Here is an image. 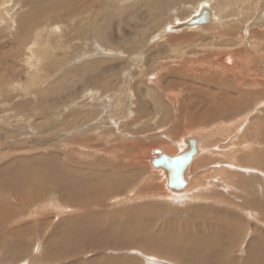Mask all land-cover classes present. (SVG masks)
<instances>
[{
  "label": "rangeland",
  "instance_id": "1",
  "mask_svg": "<svg viewBox=\"0 0 264 264\" xmlns=\"http://www.w3.org/2000/svg\"><path fill=\"white\" fill-rule=\"evenodd\" d=\"M146 1L0 0V264H198L182 242L208 232L223 235L232 246L224 251L228 264L244 261L251 243L264 248V0H216L221 25H211L220 21L213 0H171L155 14ZM34 5L47 11L46 25L37 27L42 34L26 35L21 21ZM232 28L233 40L227 36ZM215 32L225 38L214 40ZM235 33L244 44L238 45ZM41 42L45 47L38 52ZM224 56L245 58L244 68L254 74L245 71L243 81L231 79L228 67L218 63ZM227 65L233 68L237 61ZM75 111L84 116L78 122ZM214 111L220 117L205 118ZM237 121L234 132L214 129ZM190 135L199 136L194 138L208 159L193 170L189 166L190 192L168 197L166 177L150 164L153 150L177 148L180 154ZM236 138L254 146L255 154L242 158L246 146ZM61 164L67 175L62 170L40 181L45 179L39 167L53 171ZM110 173L124 176L120 191L94 183ZM23 179L27 183L20 184ZM42 200L47 209L35 214ZM133 218L151 226L139 242H128L112 228ZM208 223L228 229L212 230Z\"/></svg>",
  "mask_w": 264,
  "mask_h": 264
},
{
  "label": "bare ground",
  "instance_id": "2",
  "mask_svg": "<svg viewBox=\"0 0 264 264\" xmlns=\"http://www.w3.org/2000/svg\"><path fill=\"white\" fill-rule=\"evenodd\" d=\"M217 1H219V0H217ZM217 1L216 0H213V5L211 4V6H213V9H215L214 11H216V13L218 14V17L220 18V21H218V22H214V23H212L211 25H221V23H222V16H221V14H220V12L217 10V8H218V6L220 7V3H218V4H216L217 3ZM226 1V0H225ZM233 1V0H232ZM250 1V0H249ZM8 2V1H7ZM150 2V3H149ZM156 2H157V4H156ZM172 2H174V1H172ZM224 2V1H223ZM146 6H148V8L150 9V11H151V14H155V12L157 11V10H162V9H164V8H166L167 6H169V5H171V0H147L146 1ZM151 3H154V4H151ZM204 3H206L205 1H204ZM222 3V2H221ZM254 3V2H253ZM8 4V3H7ZM12 4V3H11ZM42 4V3H41ZM207 4H209V3H207ZM230 4V3H229ZM174 5V4H173ZM199 5V4H198ZM203 5V4H202ZM222 5V4H221ZM252 5V4H251ZM42 6V5H41ZM206 6V5H205ZM210 5L209 6H207V7H211ZM246 6V5H245ZM9 7V6H8ZM36 7H37V5H34V6H32V11H30V12H28L26 15H28V17H23V19H22V23H21V25L20 26H22V27H24V30H25V34L27 35V33H29V35H31V33L32 32H36V33H40V34H42L43 32H42V30H41V28L39 29V28H37V27H39L40 26V23L42 24H44L45 22H46V19L44 18L45 17V13H47V11L46 10H43L42 8H40L41 10H39V9H36ZM198 7V6H197ZM196 7V8H197ZM242 8H243V6H242ZM9 9H10V7H9ZM198 9V8H197ZM211 9V8H210ZM195 10V9H194ZM232 10V9H231ZM199 11V10H198ZM197 11V12H198ZM184 12V11H183ZM255 12V11H254ZM149 13V12H148ZM178 13V12H177ZM225 13V12H224ZM228 13V12H227ZM13 14V13H12ZM216 14V15H217ZM179 15H181L180 13H179ZM196 15V14H195ZM12 16V15H11ZM7 17V16H6ZM10 17V16H9ZM8 17V18H9ZM192 17H193V15H192ZM250 17V16H249ZM7 19V18H6ZM9 20V19H8ZM156 20V19H155ZM180 20V19H179ZM13 21V20H12ZM15 21V20H14ZM48 21V20H47ZM184 21H187V20H184ZM241 21V20H240ZM213 22V21H212ZM230 23V22H229ZM238 23V22H237ZM155 24V23H154ZM157 24V23H156ZM228 24V23H227ZM10 25V24H9ZM45 25L46 24H44V26L43 27H45ZM210 25V26H211ZM17 27V26H16ZM205 26H197L195 29H202V28H204ZM216 27V26H215ZM229 27H230V25H229ZM19 28V27H18ZM188 28V27H187ZM235 28H236V26H235ZM234 28V29H235ZM46 29V28H45ZM189 29H190V27H189ZM208 29V28H207ZM217 29H218V27H217ZM234 29L232 28L231 30H232V32L234 31ZM170 30V29H169ZM215 30V29H214ZM221 30V29H220ZM49 31V30H48ZM149 31V30H148ZM202 31H204V30H202ZM20 32H22V31H20ZM47 32V31H46ZM188 32V31H187ZM191 32V31H190ZM205 32V31H204ZM221 32V31H220ZM230 33V34H228L227 36H229V38H232V40H233V35H234V32L233 33ZM239 32V31H238ZM241 32V31H240ZM23 33V34H24ZM161 33V32H160ZM169 33V32H168ZM203 33V32H202ZM22 34V35H23ZM50 34V33H49ZM162 34V33H161ZM215 34H216V32H215ZM34 35V34H33ZM45 35V34H44ZM59 35V34H58ZM235 35H236V37L234 38V39H236L237 40V43H238V45H240V44H244V38L243 37H240L241 35L240 34H238V33H235ZM21 37V36H20ZM23 37H25L24 35H23ZM52 37V36H51ZM155 37V36H154ZM18 38H19V36H18ZM28 39L27 40H29V37H27ZM39 38V40H37V41H40V37H38ZM181 38V40H182V38H184V37H180ZM225 38V33H223V34H216L215 35V37H214V40H219L220 41V39H224ZM16 39H17V37H16ZM21 39V38H20ZM23 39V38H22ZM21 39V40H22ZM43 39V38H42ZM186 39V38H185ZM184 39V40H185ZM254 39V38H253ZM34 40H36V39H34ZM34 40H32V41H34ZM180 40V39H179ZM191 40V39H190ZM210 40V39H209ZM217 40V41H218ZM23 41V40H22ZM48 41V40H47ZM188 41V40H187ZM216 41V42H217ZM14 42V41H13ZM18 42V41H17ZM17 42H15L16 44H17ZM43 43H46L45 41H44V39H43V41H42ZM42 42H41V46H40V44H38V46H39V51L38 52H40L41 50H42V48L43 47H45L44 46V44L42 45ZM177 43V41L175 40L174 41V43ZM178 42H180V41H178ZM184 42V41H183ZM213 42V41H212ZM253 42H254V40H253ZM253 42H252V44H253ZM14 43V44H15ZM25 43H26V41H25ZM35 43V42H34ZM214 43V42H213ZM234 43V42H233ZM256 43H257V41H256ZM30 44V43H29ZM37 44V43H36ZM48 44V43H47ZM222 44V43H221ZM235 44H236V42H235ZM259 44V43H258ZM33 45V44H32ZM201 45V44H200ZM27 45L25 44V47H26ZM37 46V47H38ZM196 46V45H195ZM197 46H198V44H197ZM210 46V45H209ZM254 46V45H253ZM28 47H29V45H28ZM31 47V46H30ZM32 47H34V46H32ZM46 47H47V45H46ZM205 47V46H204ZM204 47H202L203 49H204ZM255 47V46H254ZM53 48V47H52ZM57 48V47H56ZM198 48V47H197ZM201 48V49H202ZM206 48V47H205ZM209 48H211V49H217V48H220L219 50H221V48H222V46L220 45V47L218 46H210ZM19 49V48H18ZM207 49H208V46H207ZM250 49V48H249ZM253 49V48H252ZM255 49H256V47H255ZM16 50V49H15ZM46 50V49H45ZM218 50V51H219ZM225 50V49H224ZM227 50V49H226ZM12 51H13V49H12ZM36 51V50H35ZM47 51V50H46ZM262 51V50H261ZM21 52H23V51H21ZM184 52V51H183ZM210 52V51H209ZM48 53V52H47ZM54 53V52H53ZM217 53V52H216ZM9 54V53H8ZM27 54V53H26ZM25 54V55H26ZM30 54V53H29ZM246 54V53H245ZM23 55V54H22ZM22 55H21V57H22ZM31 55V54H30ZM47 55V54H46ZM219 55V54H218ZM247 55H249V54H247ZM11 56V55H10ZM34 56V55H33ZM185 56V55H184ZM16 57V56H15ZM26 57V56H25ZM32 57V56H31ZM177 57V56H176ZM240 57H242L241 56V54H240ZM248 57V56H247ZM4 58H5V55H4ZM3 58V59H4ZM7 58H8V56H7ZM17 58V57H16ZM215 58V57H214ZM248 58H250V55H249V57ZM24 59V58H23ZM29 59V58H28ZM34 59V58H33ZM51 59H53V58H51ZM56 59V58H55ZM141 59V58H140ZM177 59V58H176ZM244 59L245 58H243V60H241V59H238V57L236 58V57H231V56H224V57H221V58H219V60H218V63L219 64H224L223 65V67H228V68H225V69H228V71L227 70H224V71H227V73H228V75H229V73L230 74H232L233 76L231 77V79H235V80H237V79H239V77L240 78H243V76H245L243 73H245V71L246 72H248V71H250V72H252L253 74H254V71L253 70H251V68H244V66L246 65L245 64V62H247V61H245L244 62ZM252 59V58H251ZM4 60H6V59H4ZM26 60V59H25ZM2 61V60H1ZM37 61V60H36ZM51 61V60H50ZM55 61V60H54ZM237 61V65H235V62ZM46 62V61H45ZM57 62V61H56ZM56 62H53L54 64L56 63ZM2 63V62H1ZM4 63V62H3ZM5 63H6V61H5ZM31 63H33V61L31 62ZM34 63H35V61H34ZM231 64V63H233V65H235V66H233V68H232V66L231 67H229L227 64ZM252 63V62H251ZM29 64H30V62H29ZM28 64V65H29ZM37 64V63H36ZM208 64V63H207ZM5 65V64H4ZM40 65H41V63H40ZM217 65V64H216ZM252 65V64H251ZM255 65V64H254ZM34 66V65H33ZM44 66V65H43ZM214 66V65H213ZM238 66V67H237ZM42 67V66H41ZM217 67H218V65H217ZM216 67V68H217ZM5 68V67H4ZM8 68V67H7ZM207 69V68H206ZM43 70V69H42ZM187 70V69H186ZM198 70V69H197ZM203 70V69H202ZM213 70V69H212ZM8 71H10V70H8ZM185 71V70H184ZM188 71V70H187ZM45 72V71H44ZM198 72H201V71H198ZM217 72V71H216ZM219 72V71H218ZM2 73H4V71L2 72ZM188 73H190V72H188ZM205 73H207L206 71H205ZM210 73V72H209ZM208 73V74H209ZM1 75H3V74H0V77H1ZM192 75V74H191ZM198 75V74H197ZM225 76H227V74L225 75ZM104 77V76H103ZM103 77H102V80H103ZM196 77V76H195ZM97 77H92V80H95L96 82H97V84H98V81H97V79H96ZM211 78H212V76H211ZM228 78V77H227ZM257 78H259V77H257ZM221 79H223L222 77H221ZM260 79V78H259ZM5 80V79H4ZM209 80V79H208ZM210 80H212V79H210ZM241 79H239L238 80V82L240 81ZM254 80V79H253ZM252 80V81H253ZM101 81V80H100ZM106 81V80H105ZM111 81H112V79L111 78H109V80H107V85H106V87H111ZM218 81H220L221 82V80H218ZM232 81V80H231ZM241 81H243V80H241ZM256 81V80H255ZM254 81V82H255ZM101 83V82H100ZM224 83V82H223ZM256 83V82H255ZM3 84V83H2ZM7 84V83H6ZM93 84V83H92ZM211 85V84H210ZM212 85H213V82H212ZM211 85V86H212ZM222 85V84H221ZM257 85H260V84H257ZM101 86V85H100ZM1 87V86H0ZM227 88V87H226ZM247 88V87H246ZM4 90V89H3ZM32 90V89H31ZM162 90H164V89H162ZM248 90V89H247ZM159 91V90H158ZM216 91V90H215ZM242 91H244V90H242ZM2 92H4V91H2ZM260 92V91H259ZM1 93V92H0ZM97 93V92H96ZM214 93V92H213ZM219 93V92H218ZM222 93V92H221ZM94 94H95V92H94ZM93 94V95H94ZM227 94V93H226ZM248 94V93H247ZM252 94V93H251ZM44 95V94H43ZM89 95H91V94H89ZM96 95V94H95ZM260 95V94H259ZM42 96V95H41ZM97 96H98V94H97ZM128 96V95H127ZM220 97H221V95H219ZM226 97L225 98H229V96H227V95H225ZM224 97V94L222 95V98ZM233 97H235V96H233ZM232 97V98H233ZM8 98V97H7ZM208 98V97H207ZM222 98H221V100H222ZM251 98V97H250ZM9 99V98H8ZM93 99V98H92ZM99 99H100V96H99ZM218 99V98H217ZM234 99V98H233ZM6 100V99H5ZM227 100V103H229V105L228 106H230V105H232L233 104V102H232V100H231V102L230 101H228V99H226ZM242 100V99H241ZM99 101V100H98ZM127 101V100H126ZM102 102V101H101ZM221 102V101H220ZM223 102H224V100H223ZM246 102V101H245ZM244 102V103H245ZM96 104V103H95ZM210 104H208V106H209ZM95 106V105H94ZM96 106H97V104H96ZM220 106H222V105H220ZM219 105H218V107H220ZM233 106H234V104H233ZM232 106V107H233ZM92 107V106H91ZM120 107V106H119ZM215 107V106H214ZM235 107H236V105H235ZM128 108V107H127ZM216 108V107H215ZM224 108V107H223ZM222 108V109H223ZM239 108V107H238ZM33 109L35 110V108L33 107ZM94 109H96L95 107H94ZM130 109V108H129ZM226 109H228V108H226ZM225 109V110H226ZM230 109V108H229ZM228 109V110H229ZM124 110V109H123ZM249 110V109H248ZM136 112V111H135ZM205 112V111H204ZM226 112V111H225ZM243 112H245V111H243ZM91 113V112H90ZM129 113H131V112H129ZM195 114H197L196 112H194ZM73 114L75 115V117L77 118V121L76 122H78V119H80L81 117H84L82 114H80V112H73ZM72 114V115H73ZM93 113H91V115H92ZM116 114V113H115ZM132 114V113H131ZM195 114H194V116H195ZM207 114H209V113H207ZM235 114V113H234ZM245 114V113H244ZM219 115H221L219 112H217V111H214V112H212V113H210L209 115H206V117L205 118H209V117H211V119H213V117H220ZM241 115V114H240ZM249 115V114H248ZM94 116V115H93ZM112 116V115H111ZM117 116V115H116ZM246 116V115H245ZM254 116V115H253ZM115 117V116H114ZM196 117V116H195ZM117 118V117H116ZM122 118V117H121ZM222 119V118H221ZM239 119V118H238ZM123 120V119H122ZM136 120H138V119H136ZM233 120V119H232ZM243 119H241V121H242ZM45 121V120H44ZM80 121V120H79ZM86 121H88V118H87V120ZM85 121V122H86ZM236 121V120H235ZM240 122V121H239ZM239 122L237 121V122H232V123H230V122H223L222 123V125H220L219 127H215L214 129L215 130H217L216 132H220V134L221 133H227V131L229 130V132H231V130L234 132V128L236 127V126H238L239 125ZM70 123H72V122H70ZM80 125V124H79ZM242 125V124H241ZM254 125V124H253ZM256 125V124H255ZM70 127H71V125H69ZM240 127H242V126H239V128ZM73 128V127H72ZM71 128V129H72ZM212 128V127H211ZM257 129V128H256ZM227 130V131H226ZM246 130H248V129H246ZM251 130V129H250ZM253 130V129H252ZM254 130H255V128H254ZM259 130V129H258ZM257 130V131H258ZM236 131V130H235ZM256 131V130H255ZM257 131L255 132V133H257ZM95 132V131H94ZM210 132V131H209ZM213 132V131H212ZM97 133V132H96ZM101 133V132H100ZM103 133V132H102ZM240 133H241V131H240ZM246 133H249V132H246ZM13 134V133H12ZM258 134V133H257ZM92 135V134H91ZM101 135V134H100ZM230 135H231V133H230ZM249 135V134H248ZM250 135H251V132H250ZM208 136V135H207ZM242 136H244V135H242ZM9 137V136H8ZM11 137V136H10ZM9 137V138H10ZM109 137V136H108ZM196 137H199V136H196V135H190V137H188V139L186 140V143H185V145H184V151L182 152V153H180V154H176L177 153V148H175V149H172V148H164V149H159V150H153V153L154 154H156V156L154 157V158H152L151 159V162H150V164H151V166L153 167V168H155L156 170H159V171H161L160 172V178L162 177V175H164L165 177H166V179H167V184H166V186H167V188H168V190L170 191V193H168V197H170L169 195H171V197H173V196H175V197H182L185 193H187L188 191L190 192V189L192 188V184L190 183V182H188V180H189V175H188V168H189V166L192 168V170L195 168V167H197L196 165H197V163H198V161H201L202 162V160H205V159H208V158H203L204 157V148L202 149L201 147H199L198 146V143H197V141H196V139L195 138ZM241 137V136H240ZM251 137H253V136H251ZM250 137V138H251ZM257 137H258V135H257ZM88 138V137H87ZM186 138V137H185ZM201 138V137H200ZM233 138V137H232ZM244 138V137H243ZM247 138V137H246ZM249 138V137H248ZM68 139V138H67ZM252 139V138H251ZM69 140H71V139H69ZM234 140V139H233ZM73 141V140H72ZM77 141V140H76ZM76 141H75V143H76ZM202 141V140H201ZM236 141L237 142H239L240 144L241 143H243L242 145H244V146H246L244 149L245 150H242V155H241V157L242 158H244V157H252V155L253 154H255V150H254V146H252V148H250L249 146H250V144H248L247 142V145L245 144V142H244V139H237L236 138ZM74 142V141H73ZM72 142V143H73ZM89 141H87V143H88ZM93 142H94V140H93ZM204 142V141H203ZM252 142H254L253 140H252ZM260 142V141H259ZM68 143H69V141H68ZM178 143V142H177ZM205 143V142H204ZM251 143V142H250ZM256 142H254V144H255ZM78 144V143H77ZM91 144H92V142H91ZM200 144V143H199ZM202 144V143H201ZM257 144H260V143H256L255 145L256 146H258ZM79 145V144H78ZM81 145H83V144H81ZM88 145H89V143H88ZM179 145V144H178ZM231 145V144H230ZM72 146V145H71ZM70 146V147H71ZM91 146V145H90ZM165 146V145H164ZM203 146V145H202ZM243 146V147H244ZM66 147V146H65ZM205 147V146H204ZM242 147V146H241ZM92 148V147H91ZM115 148V147H114ZM125 148L127 149V150H125V151H129L128 149H130V148H128L127 146H125ZM192 148H194L195 150V154H194V156H193V158H192V160H191V162L186 166V168L184 169V172H183V176H182V179H183V181H184V188L183 187H181L180 189H173V188H171V187H169V183H168V175H167V171H166V168H165V160H161V157L162 156H165V157H168L169 159H171L172 157H175V156H178V155H181V154H187L188 152H190L191 151V149ZM257 148V147H256ZM110 149V148H109ZM123 149V148H122ZM251 149H253V150H251ZM223 150V149H222ZM234 150H236V149H234ZM131 151V150H130ZM74 152V151H73ZM232 152V151H231ZM93 153V152H92ZM121 153V152H120ZM129 153V152H128ZM234 153H235V151H234ZM237 153V152H236ZM74 154V153H73ZM124 154V153H123ZM175 154V155H174ZM203 154V156H201ZM216 155H217V153H215ZM230 154V153H229ZM241 154V153H240ZM125 155V154H124ZM209 155V154H208ZM224 155V154H223ZM222 155V156H223ZM232 155V154H231ZM251 155V156H250ZM134 157V156H133ZM141 157V156H140ZM238 157H240V156H237V158ZM40 158V157H39ZM38 158V159H39ZM43 158V157H42ZM47 158V157H46ZM127 159L128 158H131L130 157V154H128L127 155V157H126ZM200 158V159H199ZM229 158V157H228ZM230 158H232V157H230ZM254 158V157H253ZM37 159V158H36ZM125 159V158H124ZM133 159H135V158H133ZM233 159V158H232ZM44 160V159H43ZM54 160V159H53ZM156 160H158L159 162H161V164L162 165H158V166H155L154 165V162L156 161ZM36 161H38V160H34L33 161V163L35 162V163H37ZM45 161V160H44ZM230 161V160H229ZM56 162V161H55ZM226 162V161H225ZM28 164H29V162H27ZM32 163V162H31ZM38 163H39V161H38ZM61 163V162H60ZM77 163V162H76ZM28 164H26L27 166H29ZM15 165V164H14ZM39 165H41L42 166V164H40L39 163ZM56 165H59V163L58 164H56ZM44 166V165H43ZM195 166V167H194ZM45 167V166H44ZM56 167V166H55ZM53 168V171H52V169H49V170H44V172L42 171V168L40 169V167L38 168V173H39V176H40V178L42 177V174L44 175L42 178H44L45 180H40L41 182L42 181H47L48 180V176H51L52 178L53 177H55L56 178V176H60V171L62 172V170H63V168H64V164H61L60 165V170H58L57 168ZM125 167H126V165H125ZM130 167H132V166H130ZM156 167H159V168H156ZM202 167V166H201ZM240 167V166H239ZM127 168H128V166H127ZM221 169V168H220ZM65 170V169H64ZM63 170V173L65 172ZM226 170H227V168H226ZM232 170V169H231ZM58 171V172H57ZM195 171V170H194ZM229 171V170H228ZM233 171V170H232ZM232 171H230V172H232ZM41 172V173H40ZM50 172V173H49ZM71 172V171H70ZM76 172V171H75ZM128 172V171H127ZM223 172V171H222ZM221 172V173H222ZM124 173H126V172H124ZM159 173V172H158ZM194 173V172H193ZM219 173H220V171H219ZM226 173V172H225ZM234 173V172H233ZM233 173H231V174H233ZM65 174L66 173H64V176H65ZM71 174H72V172H71ZM88 174V173H87ZM118 173H114V175L113 174H109L107 177H106V179H103L102 180V178L101 179H97L96 181H95V179H94V183H98V184H100V185H102L101 183H107V184H109L110 186H111V188H109V190H108V192H111L112 191V188L113 189H118V188H120L125 182V180H122L123 179V175H121V177L119 178H116L115 176L117 175ZM136 174V173H135ZM139 174V173H138ZM235 174V173H234ZM67 175V174H66ZM125 175V174H124ZM127 175V174H126ZM218 175H220V174H218ZM227 175V174H226ZM24 176V175H23ZM136 176V175H135ZM223 176V175H222ZM79 177V176H78ZM78 177H76V178H78ZM116 179H115V178ZM194 177V176H193ZM60 178V177H59ZM129 178H131V177H129ZM138 178V177H137ZM223 178V177H222ZM26 179V178H25ZM39 179V178H38ZM47 179V180H46ZM58 179V178H57ZM67 179V178H66ZM72 179V178H71ZM79 179V178H78ZM124 179H126V178H124ZM132 179V178H131ZM131 179H129V180H131ZM162 179V178H161ZM193 179V178H192ZM195 179V178H194ZM74 180L75 179H73L72 181L74 182ZM80 180V179H79ZM231 180V179H230ZM49 181V180H48ZM60 181H61V179H60ZM78 181V180H77ZM76 181V182H77ZM127 181V180H126ZM81 182V181H80ZM92 180H91V182H89L88 184H92ZM165 182V181H164ZM25 183H27V181H25L24 182V179H23V181H22V183H20V184H25ZM43 183V182H42ZM68 183H69V181H66L65 183H63V185L66 187L67 185H68ZM82 183V182H81ZM11 184V183H10ZM13 184V183H12ZM19 184V185H20ZM46 184V183H45ZM60 184H62V183H60ZM73 184V183H72ZM88 184H86V185H88ZM107 184H105L106 186H107ZM18 185V184H17ZM75 185V184H74ZM81 185V184H80ZM99 185V186H100ZM126 185V184H125ZM140 185V184H139ZM139 185H137V187L139 186ZM154 185V184H153ZM194 185V184H193ZM198 185V184H197ZM27 186H28V184H27ZM71 186V185H70ZM73 186V185H72ZM77 186V185H76ZM75 186V187H76ZM196 186V185H195ZM18 187H20V186H18ZM22 187V186H21ZM20 187V188H21ZM23 187H25L26 188V186H23ZM63 187V186H62ZM82 187H83V185H82ZM91 187V186H90ZM89 187V188H90ZM134 187H136V185H134ZM20 188H17V190L19 189L20 190ZM30 188H31V186H30ZM33 188V187H32ZM31 188V189H32ZM61 188V187H60ZM72 188V187H71ZM74 188V187H73ZM77 188V187H76ZM95 188H97L96 186H95ZM99 188H101V187H99ZM122 188V187H121ZM203 188V187H202ZM208 188V187H207ZM12 189V188H11ZM16 189V188H15ZM42 189V188H41ZM64 189V188H63ZM63 189H62V191H63ZM83 189H85V188H83ZM136 189V188H135ZM194 189V188H193ZM192 189V190H193ZM195 189H197V188H195ZM8 190H9V188H8ZM13 190V189H12ZM18 190V191H19ZM24 190V189H23ZM36 190V189H35ZM60 190V189H59ZM74 190H75V188H74ZM91 190V189H90ZM119 190V189H118ZM117 190V191H118ZM121 190V189H120ZM119 190V191H120ZM6 191V190H5ZM28 191H29V189H28ZM69 191V190H68ZM77 191V190H76ZM92 191V190H91ZM154 191V190H153ZM194 191V190H193ZM192 191V192H193ZM20 192V191H19ZM32 192V191H31ZM79 191H77V193H78ZM185 192V193H184ZM14 193V191H12V194ZM104 193V191H102L101 193H100V195H102ZM184 193V194H183ZM20 194V193H19ZM66 194V193H65ZM67 194H68V192H67ZM66 194V195H67ZM83 194H84V192H83ZM105 194V193H104ZM111 195V194H110ZM134 195V194H133ZM149 195V194H148ZM147 195V196H148ZM159 195H161V194H159ZM15 196H16V194H15ZM25 196V195H24ZM51 196V195H50ZM70 196V195H69ZM84 196V195H83ZM92 196V195H91ZM105 196H107V194L105 195ZM137 196V195H136ZM144 196V195H143ZM187 196H188V194H187ZM193 196V195H192ZM14 197V196H13ZM89 197V196H88ZM97 197H98V195H97ZM150 197V196H149ZM15 198V197H14ZM72 198V197H71ZM85 198H87V197H85ZM104 198V197H103ZM17 199V198H16ZM139 199V198H138ZM13 200V199H12ZM15 200V199H14ZM53 200V199H52ZM163 200V199H162ZM88 201V200H87ZM103 201V200H102ZM178 201V200H177ZM45 203V201L44 200H42L41 202H39V207L36 209V211H35V214L38 212V210L40 211V210H46L47 209V206H45L44 205V207H42V203ZM86 202V201H85ZM7 203V202H6ZM10 203V202H9ZM20 203V202H19ZM22 203V202H21ZM41 203V204H40ZM90 203V202H89ZM98 204V203H97ZM10 205V204H9ZM84 205H86V204H84ZM88 205V204H87ZM95 205V204H94ZM92 206V205H91ZM42 207V208H41ZM86 207V206H85ZM84 207V208H85ZM87 208H89V207H86V209ZM150 208H152V207H150ZM150 208H148L149 210H150ZM155 208V207H154ZM92 209V208H91ZM90 209V210H91ZM89 210V211H90ZM10 211V210H9ZM151 212H152V210H150ZM150 211H149V213H150ZM157 211V210H156ZM43 212V211H42ZM90 213V212H89ZM13 214V213H12ZM92 214V213H91ZM221 214V213H220ZM90 215V214H89ZM113 215V214H112ZM210 215V214H209ZM212 215V214H211ZM94 216V215H93ZM214 216V215H213ZM90 217H92V215H90ZM120 217V216H119ZM123 217V216H122ZM23 218V217H22ZM94 218V217H93ZM121 218V217H120ZM127 218V217H126ZM148 218V217H147ZM138 220V219H137ZM135 218H133V219H131V220H127V222L128 223H126L125 225H123L122 227H118V228H115V227H117V226H115V225H113L112 226V228H113V230L115 231V232H117V233H119L120 235L122 234L123 236H125L126 238H127V241L128 242H130V241H133V240H135L134 242H139V240L141 239H146L147 238V234H144L143 233V231L145 232V231H147L148 229L150 230L151 229V226H149L148 224H147V222L148 221H144L143 222V224H141L140 222H138ZM76 221V220H75ZM84 221V220H83ZM217 222V221H216ZM74 223V222H73ZM205 224V223H204ZM75 225H77V224H75ZM82 225V224H81ZM78 226V225H77ZM95 226V225H94ZM115 226V227H114ZM198 226L199 227H201L202 226V224H198ZM209 227V229H210V226H211V228H212V230H213V227L215 226H218V225H216V224H213V223H208L207 225H206V227ZM226 226V225H225ZM225 226H221L220 227V225L218 226L219 228H221V230L223 231V233H224V231L226 230V229H228L227 227H225ZM69 228V227H68ZM74 228H76V227H74ZM86 228V227H85ZM165 228V227H164ZM70 229V228H69ZM94 229V228H93ZM97 230V229H96ZM98 231V230H97ZM180 231V230H179ZM179 231H178V233H179ZM196 231H197V229H196ZM208 231V230H207ZM218 231V230H217ZM78 232V235H79V232L80 231H77ZM86 232V231H85ZM216 232V231H215ZM219 232V231H218ZM93 233V232H92ZM159 233V232H158ZM163 233V232H162ZM162 233H161V237L163 236L162 235ZM168 233V232H167ZM182 233V232H181ZM199 233V232H198ZM211 233V232H210ZM214 233V232H213ZM219 233H221V232H219ZM67 234V233H66ZM73 234V233H72ZM113 234H116V233H113ZM153 234H155V233H153ZM164 234V233H163ZM169 234H170V232H169ZM184 233H182V235H183ZM187 234H188V232H187ZM203 235L202 236H200L199 238H197V239H195V238H193V237H191L192 235L191 234H189V235H191L190 237H191V239L190 240H186V239H184V237H183V242H182V245H183V243H184V251H187L186 253L187 254H190V255H194L195 256V260H197L198 261V264H228L227 263V261H229V260H227V258H228V255H226L225 256V254H227V253H224V251H228V250H231L232 249V246H230L227 242H225L224 240H223V235H220V236H218V234L217 235H212V234H209V232H208V234H205L204 235V233H202ZM189 235H187V236H189ZM81 236V235H80ZM145 236V237H144ZM150 236V235H149ZM154 236V235H153ZM152 236V237H153ZM159 236V235H158ZM84 237V236H83ZM157 237V236H156ZM165 236H163V238H164ZM169 237H170V235H169ZM168 237V238H169ZM176 237V236H175ZM182 237V236H181ZM82 237H80V239H79V241H81L82 239H81ZM85 238V237H84ZM88 238V237H87ZM171 238V237H170ZM178 238L180 239V237L178 236ZM69 240L71 239L72 240V238H68ZM150 239V238H149ZM153 239V238H152ZM162 239V238H161ZM167 239V238H166ZM166 239H164V240H166ZM172 240H175V239H172ZM263 240V239H262ZM66 241H68L67 239H66ZM72 241H74V240H72ZM83 241V240H82ZM86 241H89V239H87ZM150 241H151V239H150ZM156 241V240H155ZM162 241H163V239H162ZM175 241H177V240H175ZM75 242V245H76V241H74ZM78 242V241H77ZM84 242H85V240H84ZM117 242V241H116ZM128 242H127V244H128ZM164 242H166V241H164ZM173 242V241H172ZM252 242V241H251ZM263 242H264V240H263ZM67 243V242H66ZM114 243V242H113ZM125 243H126V240H125ZM124 243V244H125ZM133 243V242H132ZM141 243H143V242H141ZM153 243V242H152ZM254 243H257V242H254ZM79 244V243H78ZM82 244V243H81ZM123 244V245H124ZM176 244H177V242H176ZM158 245V244H157ZM173 245V244H172ZM174 245H175V243H174ZM259 245V244H258ZM258 245H256V244H253L252 245V243L250 244V247L248 248V255H247V257L245 258L246 259V261H245V259H244V261L242 260V262H240L237 258L236 259H234L233 261L232 260H230L233 264H240V263H243V262H246V264H261V261H264V248H262V247H260V248H258ZM69 246V245H68ZM79 246V245H78ZM149 247H150V245H148ZM165 246V245H164ZM177 246V245H176ZM179 246H180V241H179ZM169 247V246H168ZM178 247V246H177ZM181 247V246H180ZM151 248V247H150ZM171 248V247H170ZM175 248L176 247H173V249L175 250ZM177 249V248H176ZM166 250V249H165ZM170 250V249H169ZM172 250V249H171ZM178 252H180L179 251V247H178ZM168 251V250H167ZM183 251V250H182ZM174 253V252H173ZM181 253V252H180ZM169 254V253H168ZM178 255H180V254H178ZM175 256V255H174ZM182 256H184V255H182ZM185 258V257H184ZM183 258V259H184ZM186 259V258H185ZM192 259V258H191ZM233 259V258H232ZM193 260V259H192ZM188 261H189V258H188ZM196 263V262H195ZM230 263V262H229ZM264 263V262H263Z\"/></svg>",
  "mask_w": 264,
  "mask_h": 264
},
{
  "label": "water",
  "instance_id": "3",
  "mask_svg": "<svg viewBox=\"0 0 264 264\" xmlns=\"http://www.w3.org/2000/svg\"><path fill=\"white\" fill-rule=\"evenodd\" d=\"M195 149L192 148L190 152L187 154H181L169 159L168 157L162 156L161 160H165V168L168 175V183L169 187L173 189H180L184 186V181L182 179L184 169L186 166L191 162L194 154ZM155 166L162 165L161 162L156 160L154 162Z\"/></svg>",
  "mask_w": 264,
  "mask_h": 264
}]
</instances>
